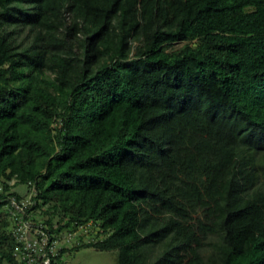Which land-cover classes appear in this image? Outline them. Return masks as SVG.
Wrapping results in <instances>:
<instances>
[{"label": "trees", "instance_id": "obj_1", "mask_svg": "<svg viewBox=\"0 0 264 264\" xmlns=\"http://www.w3.org/2000/svg\"><path fill=\"white\" fill-rule=\"evenodd\" d=\"M21 184L118 264H264V0H0V264Z\"/></svg>", "mask_w": 264, "mask_h": 264}, {"label": "built area", "instance_id": "obj_2", "mask_svg": "<svg viewBox=\"0 0 264 264\" xmlns=\"http://www.w3.org/2000/svg\"><path fill=\"white\" fill-rule=\"evenodd\" d=\"M31 192L30 198L17 199L16 196H9L8 209L15 215V223L12 230L20 245L17 246L15 255L23 264H52L55 257L60 252L61 243L65 240L71 241L76 235L77 230L68 232L67 235L53 234L47 226L31 219L27 209L35 203ZM28 215V217H26ZM85 227L80 225L79 228Z\"/></svg>", "mask_w": 264, "mask_h": 264}, {"label": "rangeland", "instance_id": "obj_3", "mask_svg": "<svg viewBox=\"0 0 264 264\" xmlns=\"http://www.w3.org/2000/svg\"><path fill=\"white\" fill-rule=\"evenodd\" d=\"M10 183H13L10 182ZM3 191L2 186L0 185V192ZM20 193L21 197L25 200H28L31 196L30 187L27 185H19L13 189ZM10 192V191H9ZM8 192V194H9ZM36 219L43 220L45 215L40 213V210L34 212ZM83 228L77 229V235L71 241H63L61 246L65 247L67 250L64 253L62 259L57 261L59 264H118V251L116 250H101L96 247H77L79 242V236H81L84 241H89L93 238L97 239V232L99 229L98 225L89 223L84 225ZM12 227V226H11ZM70 232L68 229H65L62 235H67ZM68 236V235H67ZM104 235H101L98 238H103Z\"/></svg>", "mask_w": 264, "mask_h": 264}]
</instances>
